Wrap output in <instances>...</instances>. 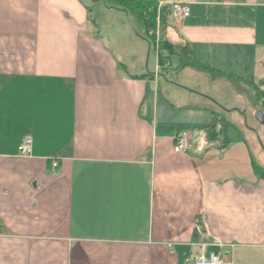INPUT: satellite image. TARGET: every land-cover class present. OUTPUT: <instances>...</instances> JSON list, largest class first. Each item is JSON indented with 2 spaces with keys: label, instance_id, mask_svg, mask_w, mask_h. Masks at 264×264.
<instances>
[{
  "label": "crops",
  "instance_id": "1",
  "mask_svg": "<svg viewBox=\"0 0 264 264\" xmlns=\"http://www.w3.org/2000/svg\"><path fill=\"white\" fill-rule=\"evenodd\" d=\"M158 4L188 52L150 72L121 8L97 23L85 0H0V264H193L215 240L264 264V152L242 128L264 112V0Z\"/></svg>",
  "mask_w": 264,
  "mask_h": 264
},
{
  "label": "rangeland",
  "instance_id": "2",
  "mask_svg": "<svg viewBox=\"0 0 264 264\" xmlns=\"http://www.w3.org/2000/svg\"><path fill=\"white\" fill-rule=\"evenodd\" d=\"M85 1L88 3L90 11L93 13L94 19L97 23H99L101 21V18H103V17H100L101 15L108 16V17H110V19L113 17L112 20H118L117 16H112L113 13L117 12V10H114L112 7H110L109 1H106V0H85ZM153 9H155V24H154V27H151V29L149 31H154V36H155V44L154 45H155V47L150 46V49H149V61H148V67L149 68H148V70H150V72L155 71L154 70V60H155V55H156L155 48L157 49L159 41H163V39L166 41L168 40L165 37L164 30L166 28L165 25H167L168 22L170 20H172L170 12H166L167 13L166 19H163L161 17V14L163 13V11H162V7L161 8L159 7L158 2H157L156 6L154 5ZM134 18H132L133 21H134ZM126 19L128 22L127 36L121 37L123 39V41H121V43L123 46L128 48V47L135 44L133 42V40L132 41L130 40L129 35H132L134 41H137V43L138 42L141 43V41H143L144 39L140 35L141 30L137 27L132 26V22L128 18L127 13H126ZM140 39H143V40H140ZM177 45L182 46V44H177ZM163 54L166 55V52H163ZM163 63H164V65L162 67H160L161 71L164 70L163 69L164 67L167 68L168 60L163 59ZM169 78L172 80H176V76H173V75H169ZM163 80H164V78H162V81ZM235 85H233V86L231 85L230 87H228V88H230L229 89L230 94H232V92H234V90H236ZM216 86H218V85H216ZM217 89L218 90L221 89V86H218ZM251 91H253L256 96L261 95V91H259V89L257 87H253V86H250V88L248 87V89L246 91H244V94L246 92H251ZM234 95H235V93H233V97H234ZM244 102H246V101H244ZM249 105H251L253 107L252 102ZM244 127L254 128L259 133L260 139L257 135V132H255V138H253L254 139L253 143L256 145L257 150L261 149L264 152V139L261 137V135H264V124L259 123L253 115V116H249V118H247V120H244V122L242 123V128L244 129ZM258 145H260V148H258ZM251 148H254V146ZM254 155H255L254 157L256 158V160H258V162L260 164H264V157H263L262 153L255 151Z\"/></svg>",
  "mask_w": 264,
  "mask_h": 264
},
{
  "label": "trees",
  "instance_id": "3",
  "mask_svg": "<svg viewBox=\"0 0 264 264\" xmlns=\"http://www.w3.org/2000/svg\"><path fill=\"white\" fill-rule=\"evenodd\" d=\"M106 1H109L110 7L121 8L122 10H124L127 13L128 18L131 20L132 26L137 27L141 30V34H140L141 37L144 38L146 41H148L149 45L155 47L154 33L149 34V30L151 29V27H154L155 24V9H153V7L154 5L155 6L157 5L158 0H106ZM162 11L163 13L161 14V17L163 19H166V15H167L166 12H169V9L166 6H162ZM132 18H134V21ZM155 50L157 54L159 67H162L164 65L163 59L168 60L170 55L177 54L181 56V58H183L188 52L187 49H185V46L183 45L179 46L177 44L171 43L169 40L166 41L164 39L163 41L158 42V47L157 49L155 48ZM163 52H166V55L163 54ZM206 70L212 72L214 69H206ZM215 74H216L215 71L212 72L213 76ZM218 74H220V72H218ZM261 106L264 107V101L261 102ZM253 164L255 171H257L262 177H264V169L258 166L256 163Z\"/></svg>",
  "mask_w": 264,
  "mask_h": 264
},
{
  "label": "built area",
  "instance_id": "4",
  "mask_svg": "<svg viewBox=\"0 0 264 264\" xmlns=\"http://www.w3.org/2000/svg\"><path fill=\"white\" fill-rule=\"evenodd\" d=\"M159 7H162V5ZM189 13V6L186 3L175 2L171 6V14L176 19H182ZM154 31H149V34ZM190 144V136L187 131L181 130L174 136L173 151L176 153H185L188 150ZM32 148V139L29 136H25L20 139L17 145V151L19 155L26 156L30 154ZM56 166L55 162H52L51 167ZM54 170V169H53ZM199 246L205 248L202 252L191 253L188 256V260L193 264H232L228 257V254L209 248L211 246H219L215 240L212 244L197 243Z\"/></svg>",
  "mask_w": 264,
  "mask_h": 264
},
{
  "label": "water",
  "instance_id": "5",
  "mask_svg": "<svg viewBox=\"0 0 264 264\" xmlns=\"http://www.w3.org/2000/svg\"><path fill=\"white\" fill-rule=\"evenodd\" d=\"M254 117L259 123L264 124V112L261 109L255 110Z\"/></svg>",
  "mask_w": 264,
  "mask_h": 264
}]
</instances>
